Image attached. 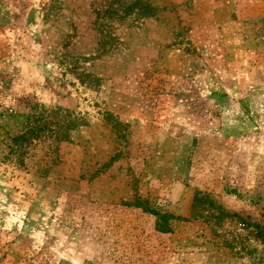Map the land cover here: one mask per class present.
Masks as SVG:
<instances>
[{
    "label": "rangeland",
    "instance_id": "rangeland-1",
    "mask_svg": "<svg viewBox=\"0 0 264 264\" xmlns=\"http://www.w3.org/2000/svg\"><path fill=\"white\" fill-rule=\"evenodd\" d=\"M257 226L264 0H0V264H264Z\"/></svg>",
    "mask_w": 264,
    "mask_h": 264
},
{
    "label": "trees",
    "instance_id": "trees-1",
    "mask_svg": "<svg viewBox=\"0 0 264 264\" xmlns=\"http://www.w3.org/2000/svg\"><path fill=\"white\" fill-rule=\"evenodd\" d=\"M257 229H258V231H259V232H258V233H259L258 235H259L260 237H264V232H263L264 230H263V228L260 227V226H257ZM263 239H264V238H263Z\"/></svg>",
    "mask_w": 264,
    "mask_h": 264
}]
</instances>
